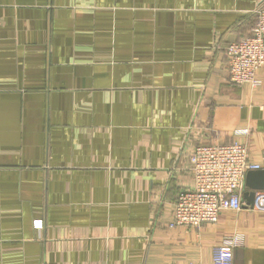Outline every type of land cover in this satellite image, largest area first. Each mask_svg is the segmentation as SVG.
Listing matches in <instances>:
<instances>
[{
	"label": "crops",
	"instance_id": "obj_1",
	"mask_svg": "<svg viewBox=\"0 0 264 264\" xmlns=\"http://www.w3.org/2000/svg\"><path fill=\"white\" fill-rule=\"evenodd\" d=\"M262 1L0 0V264L209 263L236 233L264 264L246 178L240 210L169 226L196 145L264 170V66L236 85L226 55Z\"/></svg>",
	"mask_w": 264,
	"mask_h": 264
},
{
	"label": "built area",
	"instance_id": "obj_2",
	"mask_svg": "<svg viewBox=\"0 0 264 264\" xmlns=\"http://www.w3.org/2000/svg\"><path fill=\"white\" fill-rule=\"evenodd\" d=\"M229 79L236 85L259 87L257 72L264 66V0L255 10V22L250 34L226 46ZM238 137L248 135L246 128L233 131ZM193 186L180 190L174 202L170 227H199L215 223L222 211H238L243 205L242 187L247 172L261 169L248 158L245 142L203 143L196 145L189 156ZM264 206V193L260 196ZM37 228L42 224L37 223ZM242 242L240 234H233L213 247L209 263L233 264V251Z\"/></svg>",
	"mask_w": 264,
	"mask_h": 264
},
{
	"label": "water",
	"instance_id": "obj_3",
	"mask_svg": "<svg viewBox=\"0 0 264 264\" xmlns=\"http://www.w3.org/2000/svg\"><path fill=\"white\" fill-rule=\"evenodd\" d=\"M255 171V172H254ZM246 185L251 191H246L243 197L247 205H253L255 200L263 195L257 191L264 190V170L258 169L246 173Z\"/></svg>",
	"mask_w": 264,
	"mask_h": 264
}]
</instances>
